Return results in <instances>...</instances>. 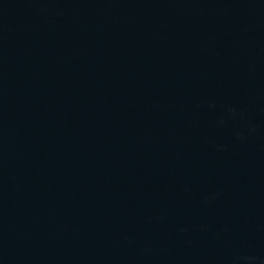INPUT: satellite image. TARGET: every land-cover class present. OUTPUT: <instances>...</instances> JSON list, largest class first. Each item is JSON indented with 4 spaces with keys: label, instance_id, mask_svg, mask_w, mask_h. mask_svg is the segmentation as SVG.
Listing matches in <instances>:
<instances>
[{
    "label": "water",
    "instance_id": "obj_1",
    "mask_svg": "<svg viewBox=\"0 0 264 264\" xmlns=\"http://www.w3.org/2000/svg\"><path fill=\"white\" fill-rule=\"evenodd\" d=\"M0 264H264V0H0Z\"/></svg>",
    "mask_w": 264,
    "mask_h": 264
}]
</instances>
